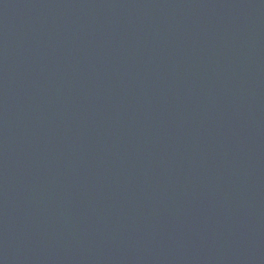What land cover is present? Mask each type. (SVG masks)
Returning a JSON list of instances; mask_svg holds the SVG:
<instances>
[{"label":"water","instance_id":"water-1","mask_svg":"<svg viewBox=\"0 0 264 264\" xmlns=\"http://www.w3.org/2000/svg\"><path fill=\"white\" fill-rule=\"evenodd\" d=\"M0 264H264V0H0Z\"/></svg>","mask_w":264,"mask_h":264}]
</instances>
